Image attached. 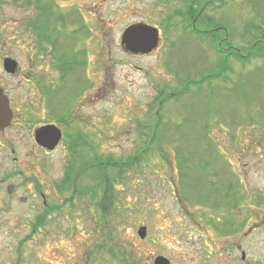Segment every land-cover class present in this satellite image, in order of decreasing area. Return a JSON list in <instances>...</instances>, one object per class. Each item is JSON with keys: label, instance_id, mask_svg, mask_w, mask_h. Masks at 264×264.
I'll list each match as a JSON object with an SVG mask.
<instances>
[{"label": "rangeland", "instance_id": "obj_1", "mask_svg": "<svg viewBox=\"0 0 264 264\" xmlns=\"http://www.w3.org/2000/svg\"><path fill=\"white\" fill-rule=\"evenodd\" d=\"M40 2L41 14L36 0L0 1V49L14 48L20 69L27 66V80L36 83L58 79L51 58L41 57L50 49L72 63L67 81L41 95V102L59 115L70 116L67 111L78 107L74 121L85 136L72 154V128L56 122L64 138L46 155L31 148L27 127L21 139H27V155L24 143L17 144L26 167L19 170L27 177V205L15 202L16 196L9 214L25 218L27 228L17 221L10 228L0 224V264H153L158 256L171 264H264V203L248 205L245 196L236 206L232 198L264 195V56L244 63L218 53L190 31L189 21L193 8V16H200L195 30L223 27L218 40L227 37L224 46L248 58L252 42L262 38L264 0ZM39 14L44 24L55 22L51 31ZM139 22L160 31L159 46L130 55L120 45L121 33ZM40 83L31 92L27 82V97H39ZM35 118L55 120L46 108ZM110 158L138 161L118 178L109 168L112 185L105 192L80 193L97 185L87 163ZM8 163L0 152V176ZM72 164L85 173L73 186L64 183L63 192ZM34 181L47 205L32 197ZM46 206L44 226L33 232ZM252 211L256 226L247 235ZM233 225L240 233L231 232ZM139 226L147 228L144 239Z\"/></svg>", "mask_w": 264, "mask_h": 264}, {"label": "flooded vegetation", "instance_id": "obj_2", "mask_svg": "<svg viewBox=\"0 0 264 264\" xmlns=\"http://www.w3.org/2000/svg\"><path fill=\"white\" fill-rule=\"evenodd\" d=\"M190 25L193 28V26L196 25V23L190 21ZM222 29L224 32L223 27L217 26L213 28L212 30L217 31ZM208 30H203L202 32H207ZM216 35V40H218L219 35ZM203 36V35H202ZM159 43V42H158ZM226 43V39L221 37L217 41V47H221V50H227L228 47L224 46ZM158 46L153 50H157ZM235 49V48H232ZM152 51V52H153ZM131 55V54H130ZM41 57H52L50 54L46 56ZM42 59V58H41ZM48 60V58H45ZM35 60H32V63H34ZM50 64H52L53 69L57 72V81L56 82H46L47 84H42V79H39L37 82L41 81L39 88L40 95L38 101V98H33L31 95H28L27 97V82H29L30 85V91L33 92L31 89L32 87H37L38 83L33 82L34 79L27 80V66L25 67L24 71L20 69L19 61L16 58L15 50L14 48L8 49H0V152H2L3 156L9 160V170L7 172H3V174L0 176V217H3L4 215L6 217H3L2 220H0V224L2 226H6L7 228H10L13 226V223L17 221L18 223H24L25 226L18 225L21 228H27V220L25 218L22 219H14L9 218V214L12 213L15 209L13 208V200L17 196V199L15 202H18L21 205H27V177L25 175L21 174L22 171L19 170V168L25 167L21 166L25 163L19 161V156L17 155V147L18 143L23 142L21 139L27 136V127L30 129V138L32 140L31 148L37 151H41L45 153L46 155L52 154L54 151H47L45 148L41 147L35 140V131L39 128L45 127V126H54L60 129L61 131V137L64 138V133L61 130V128L58 126L57 123H63L64 126H66V130H68L69 126L72 128V133L70 135H78V133L85 136L79 129L78 126L75 125L76 122L74 121V117L76 115L77 108H73L71 110H68L67 113L70 115H59L55 114L51 108V106H43L41 102V95L47 94L50 92L51 89H53L57 85H61L63 82L67 81L68 77L70 76L71 67L69 66L70 62L69 60L63 61L62 59H54L51 58ZM42 67V66H41ZM66 67V68H65ZM17 78H19L17 80ZM77 79V81H79ZM44 82V81H43ZM89 82V87H90ZM55 85V86H54ZM88 87V89H89ZM37 91V89H36ZM88 91V90H87ZM87 94V92L85 93ZM83 94V95H85ZM82 95V96H83ZM79 98V103L80 99ZM35 103L38 105V107L35 105ZM79 106V104H78ZM42 109L45 111L46 109H50V114L55 119L54 121L49 122H41L38 121L35 117L38 116L39 109ZM34 118L36 120H34ZM57 122V123H56ZM77 126V127H76ZM22 131H26L24 134ZM68 133V132H67ZM66 133V135H67ZM26 144L24 143L26 155H27V139ZM62 141V140H61ZM2 167V166H1ZM4 167V166H3ZM18 167V168H17ZM26 168V167H25ZM23 173V172H22ZM21 176L22 181L16 182L15 177ZM19 189H22L24 193L22 195H19ZM30 192H32V197L34 199L41 198L44 205H47L45 201V196L43 194L42 186H40L37 182H33V185L30 186ZM232 194V198L234 200H237L236 206L239 205V201L244 198H248V205L254 204L255 201H261L259 204L264 203V195H258L255 193H249L245 194ZM246 196V197H245ZM15 204V203H14ZM40 211L44 212V218L47 215V206L45 209H39ZM238 211H241L240 208H237ZM25 216V215H23ZM21 216V217H23ZM27 218V215H26ZM250 222L253 223V226H250ZM248 228L246 231V234H252L254 232L256 222H254V212H250L249 220L247 221ZM44 226V223L40 226L34 225L33 232L36 228L41 229ZM238 226L233 225L231 232L238 234L239 231H236L235 229ZM245 227H242L244 229ZM236 248H239V245L236 244ZM242 254V260L243 256L245 259V253L241 252ZM155 259L153 260L154 264ZM170 263V261H169ZM171 264V263H170Z\"/></svg>", "mask_w": 264, "mask_h": 264}, {"label": "trees", "instance_id": "obj_3", "mask_svg": "<svg viewBox=\"0 0 264 264\" xmlns=\"http://www.w3.org/2000/svg\"><path fill=\"white\" fill-rule=\"evenodd\" d=\"M1 2L3 1V0H0ZM26 1V3H27V0H25ZM28 3H30V2H28ZM40 4H41V2H40V0H36V5H37V9L38 10H40V14H41V12H42V9H41V7H40ZM192 9V12H191V10H190V12H189V15H190V18H191V20L193 19H195V17L193 16L194 14H193V11H194V9L193 8H191ZM39 14V17H38V20L40 21V23H41V25H43L44 26V28L46 29V30H48V31H51V28H50V25H53L54 23L53 22H50L49 21V19H46L47 20V24H44L43 23V21H44V17L43 16H41ZM194 17V18H193ZM200 18V16L198 15L197 17H196V21L198 20ZM260 19H261V22H262V24H263V19H264V16H261L260 17ZM60 20V19H59ZM59 20H57L56 22H58ZM208 21H211V19H209ZM253 28L254 27H250V29H248L247 31L248 32H252L253 31ZM193 32H195L196 30L194 29V30H192ZM198 33V32H197ZM203 34H205L206 36H205V38H207L208 40H210L211 42H213L214 44H217V41L218 40H216V35H214V32L213 31H207V32H202ZM218 33V32H217ZM38 36H39V38H38V40H39V43H40V41H44V39H45V37L44 38H42V35L41 34H38ZM221 48V47H220ZM219 50V49H218ZM249 50H250V54H249V57L248 58H245V57H242L237 51H230L229 52V56L230 57H234L235 59H237V60H239V61H242V62H244V63H246L245 61H248V59L250 58V57H262V56H264V29H263V33H262V38H257L254 42H252V44L250 45V47H249ZM60 58L61 59H63L64 60V58L63 57H61L60 56ZM69 66L71 67V69H72V63H70L69 64ZM66 68V67H65ZM223 71H224V69H223ZM160 107H161V105H159V109H160ZM160 124H159V122L156 124V128L155 129H153L152 130V134L154 135V134H156V132H157V128H158V126H159ZM68 137H69V139L71 140V152H72V154H74L75 153V150H76V148L77 147H79V145H81L82 143H83V135L82 134H80V133H78V135L76 134V135H70L69 133H68V135H67ZM147 150H145L144 152H146ZM89 152H92L91 150H89ZM75 155H76V153H75ZM75 155L73 156L72 155V161H74V157H75ZM96 157H93L92 158V160H94ZM111 159V158H110ZM92 160H90L88 163H87V165L88 166H90V165H93V167L92 168H94V172L93 173H91V175H90V177L93 179V180H96L97 181V185H96V187H92L91 186V188L90 187H88V188H90V189H88V188H86V192H80V193H87V192H92L91 193V196L92 197H95V195H96V190L98 189H101L103 192H105V188H107V186L109 185V184H111L110 183V178H109V176L107 175V171H108V169L110 168V169H113V170H115L116 171V178H118L119 177V175H120V173L122 172V171H124L125 169H127L130 165H132V164H134L135 162L137 163V161H138V159H133V160H131L130 162H126V163H116V161H113V159H111L110 161H108V162H105V163H97V164H95L94 162H91ZM69 169H71L70 171L68 170V172H67V178L64 180V182H63V185L61 186V191H65L66 189H67V187L65 186V184L64 183H67L68 185L71 183V186H73V184H74V182H76V179L79 177V176H81V175H83L84 173H85V167L84 168H82V169H76L74 166H73V164L70 166V168ZM109 181V182H108ZM113 181H114V179H113ZM115 182V181H114ZM112 185V184H111ZM210 185H217L216 183H212V184H210ZM105 195H106V193H105ZM111 197V195L109 196V198ZM110 202H111V199H110ZM44 223V215L43 214H41L40 215V217L36 220V226L38 227V226H40L41 224H43Z\"/></svg>", "mask_w": 264, "mask_h": 264}, {"label": "water", "instance_id": "obj_4", "mask_svg": "<svg viewBox=\"0 0 264 264\" xmlns=\"http://www.w3.org/2000/svg\"><path fill=\"white\" fill-rule=\"evenodd\" d=\"M158 44V30L145 24H135L127 27L121 36V45L126 51L133 54H147ZM60 131L54 126H45L35 131V140L43 148L51 151L59 143ZM140 238L146 234V228L140 227L137 231ZM155 264H168L163 257L155 260Z\"/></svg>", "mask_w": 264, "mask_h": 264}]
</instances>
